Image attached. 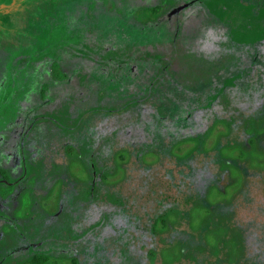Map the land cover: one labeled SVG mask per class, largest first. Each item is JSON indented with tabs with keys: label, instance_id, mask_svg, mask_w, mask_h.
Wrapping results in <instances>:
<instances>
[{
	"label": "rangeland",
	"instance_id": "1",
	"mask_svg": "<svg viewBox=\"0 0 264 264\" xmlns=\"http://www.w3.org/2000/svg\"><path fill=\"white\" fill-rule=\"evenodd\" d=\"M22 1L0 11L3 262L43 238L57 264H148L133 213L154 176L179 199L164 237L194 263L176 264H264V0ZM197 58L210 80L191 91ZM233 238L242 253L216 251Z\"/></svg>",
	"mask_w": 264,
	"mask_h": 264
},
{
	"label": "trees",
	"instance_id": "2",
	"mask_svg": "<svg viewBox=\"0 0 264 264\" xmlns=\"http://www.w3.org/2000/svg\"><path fill=\"white\" fill-rule=\"evenodd\" d=\"M20 0H0V11L4 10L8 7H10V5L14 2H18ZM30 2H34L36 0H24L22 1L24 4H28ZM181 9V8H178ZM195 58V57H194ZM197 61L194 62L192 64V75L189 78V80H187L189 82V86L192 89L191 91H193V88H197L199 85L202 84V81L200 78H196L197 75H201L202 73H204V68L206 67L205 61L197 58ZM59 64V63H58ZM58 64L55 63V65H53V67H55L54 69V73L55 70H57L58 68ZM197 68V69H196ZM55 78V75H54ZM58 78V77H56ZM210 80V78L208 79ZM208 80L202 84V87H207V82ZM205 101L203 100V103L201 102V100L199 101L198 105H196V107H194L193 109H190L189 111L185 112V116L189 119V118H196L197 115H200L202 111L205 110H210V108H208V106H204ZM73 124V125H72ZM71 125V129L73 128L72 126L77 127V125H75V123H72ZM66 154L68 156L72 155V148L71 147H67L66 148ZM46 168V166L41 163V162H37L35 169H44ZM54 168L56 169L57 173L61 168L55 164L52 163V165H50V167H48V170ZM55 171V173H56ZM1 173V172H0ZM239 174V173H238ZM61 175H63L61 173ZM56 178V177H55ZM239 178V176H238ZM147 182L145 183V185L143 187L140 188L139 192L136 194L137 198H145V196L147 195V199L151 198L152 201L154 202V205L152 207H148V209L146 208V211H143L142 213H133L134 216H136L138 218L137 224L136 226V230H133L132 233V240H134L136 238V236H133L134 231L138 232L137 235L139 236V244L137 247V251L138 254H141L143 251V248H147L146 249V258H147V263L148 264H153L155 263L158 259L159 262L161 264H176L177 262L183 261L184 259H190L193 261V257L192 255H184V253L182 252L180 245L176 242H172V241H168L166 239V237H164V234L170 229V226H172L175 223L176 217L180 214V216H182L181 212L175 208V206L172 205H168L167 204H171V203H178L179 199L178 197H172L167 189H172V185L168 184L166 187L162 186L159 184V179L154 177V176H149L146 177ZM240 179H238L239 182ZM152 181V182H151ZM236 181V180H235ZM231 185H234L231 184ZM150 188V189H149ZM156 188V189H155ZM148 189V190H147ZM177 192L179 190L178 187L176 188ZM211 193V192H210ZM209 193V194H210ZM182 194V193H180ZM207 196V194H206ZM205 196V200L206 202L208 201V203L212 202L209 199V196L206 197ZM137 198H135L136 200H138ZM207 198V199H206ZM146 199V198H145ZM170 200V201H168ZM218 201V200H217ZM223 201V200H222ZM129 202V201H128ZM131 205H132V201ZM185 203H191L192 205L187 209L189 212V220H188V224L192 225L194 224L193 222L196 223H200L199 226H201L202 229L206 230V227H208L210 230L211 229V223H210V218L211 216L207 215L208 211L207 208L209 207L208 205H205L202 201L199 202H195L192 197H190V195H186L185 199H184ZM194 202V203H193ZM221 201L219 200L218 203H220ZM226 202V201H223ZM215 204V202H214ZM49 214V218L51 219L52 217H56V220L59 219V213L56 210H53L52 212H48ZM147 219L148 221L146 224L141 225V220L142 219ZM49 223L47 222L46 226H49L52 222V220H48ZM57 225V221L56 223H53ZM192 227V226H191ZM59 237V235H56ZM37 243L36 245H31V243H27L24 246V250L28 249V252L30 254H28L27 256H19L18 258V262L16 264H57V259L55 257H53L52 255H50L47 252H41L39 250H37L39 248L40 245L45 243V240L43 238L36 240ZM230 240H226V239H222L221 243L215 244V249L216 251L219 250V248L221 247L220 245L225 246V244L229 247H232L234 249V256L239 255V253H242L241 250V243L239 240H237L236 238L232 239V243L230 242ZM40 243V244H39ZM208 243H211V240L208 239ZM213 251V250H212ZM2 254V253H1ZM3 258L0 255V264H5L3 262ZM141 259V258H139ZM235 259V258H234ZM71 263L76 264V259L73 258L71 260ZM194 263V261H193ZM187 264V263H186Z\"/></svg>",
	"mask_w": 264,
	"mask_h": 264
}]
</instances>
